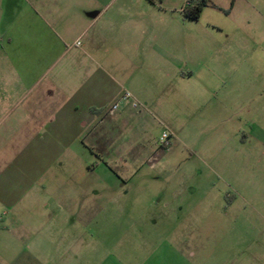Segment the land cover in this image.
Instances as JSON below:
<instances>
[{"label": "crops", "instance_id": "obj_1", "mask_svg": "<svg viewBox=\"0 0 264 264\" xmlns=\"http://www.w3.org/2000/svg\"><path fill=\"white\" fill-rule=\"evenodd\" d=\"M187 1L0 0L2 142L20 143L0 170V264H202L197 241L92 242L91 216L75 217L38 187L75 148L90 149L91 130L125 93L139 116L161 101L212 99L214 119L250 114L264 143V0H206L202 13L227 19L208 34L189 31Z\"/></svg>", "mask_w": 264, "mask_h": 264}, {"label": "rangeland", "instance_id": "obj_2", "mask_svg": "<svg viewBox=\"0 0 264 264\" xmlns=\"http://www.w3.org/2000/svg\"><path fill=\"white\" fill-rule=\"evenodd\" d=\"M226 21L209 7L189 31L208 34ZM202 78L211 86L217 79L206 72ZM219 81L218 91L226 85ZM211 102L161 101L154 114L142 116L124 103L130 107L124 115L109 114L88 135L95 153L75 148L67 160L73 162L47 171L38 187L64 198L58 202L75 217L91 216L92 242L197 241L202 264H264V217L254 210L264 207L263 138L250 114L223 124L213 118ZM236 103L238 111L243 101ZM1 118L3 170L20 143L13 140L9 150L2 142L9 138ZM164 132L169 146L160 143ZM245 208L250 215H239Z\"/></svg>", "mask_w": 264, "mask_h": 264}, {"label": "built area", "instance_id": "obj_3", "mask_svg": "<svg viewBox=\"0 0 264 264\" xmlns=\"http://www.w3.org/2000/svg\"><path fill=\"white\" fill-rule=\"evenodd\" d=\"M187 5H190L189 2H187ZM131 103L133 107H137V103L132 101V94L131 93H125L118 101H116L111 107H110V114H113L116 112L124 103ZM170 135L166 132L163 133V135L160 138V143L164 146L170 145Z\"/></svg>", "mask_w": 264, "mask_h": 264}, {"label": "trees", "instance_id": "obj_4", "mask_svg": "<svg viewBox=\"0 0 264 264\" xmlns=\"http://www.w3.org/2000/svg\"><path fill=\"white\" fill-rule=\"evenodd\" d=\"M187 2H189L190 5L186 4L184 8L185 16L192 20H198L204 7L207 5L206 0H199L197 2H194V0H188Z\"/></svg>", "mask_w": 264, "mask_h": 264}]
</instances>
